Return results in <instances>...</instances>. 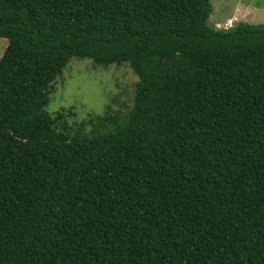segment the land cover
Returning <instances> with one entry per match:
<instances>
[{"label":"trees","instance_id":"obj_1","mask_svg":"<svg viewBox=\"0 0 264 264\" xmlns=\"http://www.w3.org/2000/svg\"><path fill=\"white\" fill-rule=\"evenodd\" d=\"M212 12L0 0V264H264V22ZM74 56L128 63L131 106L49 111Z\"/></svg>","mask_w":264,"mask_h":264},{"label":"rangeland","instance_id":"obj_2","mask_svg":"<svg viewBox=\"0 0 264 264\" xmlns=\"http://www.w3.org/2000/svg\"><path fill=\"white\" fill-rule=\"evenodd\" d=\"M211 3L210 22L215 26L219 24L217 27L230 26L238 21L264 22V0H211ZM6 44L7 38L0 37V56ZM136 79L128 63L101 65L89 58L71 57L54 83L48 110L62 106L72 110L67 119L75 127L83 119L118 107L125 110L126 105L130 107L132 104Z\"/></svg>","mask_w":264,"mask_h":264},{"label":"clouds","instance_id":"obj_3","mask_svg":"<svg viewBox=\"0 0 264 264\" xmlns=\"http://www.w3.org/2000/svg\"><path fill=\"white\" fill-rule=\"evenodd\" d=\"M217 26H219V24H217ZM227 27V26H226Z\"/></svg>","mask_w":264,"mask_h":264}]
</instances>
